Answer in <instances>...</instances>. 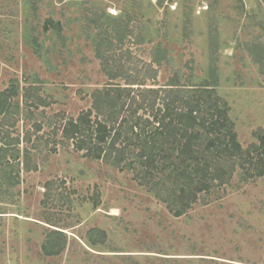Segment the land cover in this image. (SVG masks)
I'll list each match as a JSON object with an SVG mask.
<instances>
[{"label":"rangeland","instance_id":"374dc122","mask_svg":"<svg viewBox=\"0 0 264 264\" xmlns=\"http://www.w3.org/2000/svg\"><path fill=\"white\" fill-rule=\"evenodd\" d=\"M99 45L125 67L157 69L143 88L208 83L244 161L264 132V0H0V92L18 88L20 107L0 115V146L20 139L5 158L18 185L0 190V264H264V175L249 178V164L175 217L166 191L62 140L57 126L88 110L94 90L123 85Z\"/></svg>","mask_w":264,"mask_h":264},{"label":"trees","instance_id":"16d2710c","mask_svg":"<svg viewBox=\"0 0 264 264\" xmlns=\"http://www.w3.org/2000/svg\"><path fill=\"white\" fill-rule=\"evenodd\" d=\"M97 58L109 81L120 78L124 82L123 85L108 83L94 90L88 110L75 119L61 120L57 131L62 140L72 143L74 151L84 152L83 157L89 160L130 169L136 177L146 180L144 186L157 185L168 196L158 195V198L168 204L175 217L185 214L199 192L208 194L212 188L230 184L238 160L250 165L249 178L264 175L261 168H256L264 158V132L257 135V145L249 146L246 157L249 161H244L227 106L208 83L199 88L181 87L177 79H172L164 87L143 88L145 80L154 82L157 77L158 71L151 65L137 61L133 67H125L120 59L106 57L100 45ZM140 64L143 67L138 72ZM133 71L137 72L130 74ZM17 89L0 92V115L5 120L6 115L20 112L19 104L11 101L16 98ZM29 97L32 96L28 93L23 95L25 103ZM38 102L45 104L40 98ZM39 104L31 102L29 106ZM14 125L13 121L11 126ZM34 130L39 132L41 125L34 124ZM19 144L16 136L0 146V190L18 185L5 158ZM22 157L26 166V150ZM243 163L238 177L247 178ZM154 177L159 180L152 183ZM165 183L173 190L167 189ZM57 234L60 233L53 232L51 236Z\"/></svg>","mask_w":264,"mask_h":264}]
</instances>
